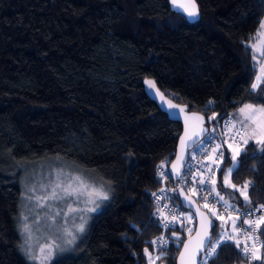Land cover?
Returning a JSON list of instances; mask_svg holds the SVG:
<instances>
[{
  "label": "trees",
  "instance_id": "trees-1",
  "mask_svg": "<svg viewBox=\"0 0 264 264\" xmlns=\"http://www.w3.org/2000/svg\"><path fill=\"white\" fill-rule=\"evenodd\" d=\"M196 4L199 19L190 22L169 0H0V264H35L20 251L21 183L33 165L54 159L87 171L108 199L49 264H147L145 248L160 251L151 245L163 233L152 217V193L182 126L146 95L143 80L200 112L208 127L246 103L261 106L264 96L251 90L258 66L250 47L264 0ZM247 148L230 179L239 187L253 181L255 208L264 204V154L254 143ZM222 150L226 173L231 150ZM215 179L220 195L248 209L239 192L222 187L221 172ZM213 219L215 240L221 229ZM186 237L156 264H175ZM208 264L264 259L248 262L232 244Z\"/></svg>",
  "mask_w": 264,
  "mask_h": 264
},
{
  "label": "snow or ice",
  "instance_id": "snow-or-ice-1",
  "mask_svg": "<svg viewBox=\"0 0 264 264\" xmlns=\"http://www.w3.org/2000/svg\"><path fill=\"white\" fill-rule=\"evenodd\" d=\"M176 3V0H173V4ZM180 8L183 9V12L187 14L190 22H195L199 19V12L196 4V0H188V4L179 5ZM264 21H261L259 24V29L257 30L256 36L252 39H256L258 41L257 44H252L250 47L254 51V53H258L260 57H264ZM253 60L257 61V55H253ZM255 69V65L253 66ZM260 74L256 76V82L251 85V90L255 93L258 89L264 93V88H261V84H264V63L260 64L259 67ZM145 83L149 86L150 89L155 88V82L151 80H146ZM261 106H256L250 103L244 104L240 107L235 114L233 119H230L225 122V133L224 135L229 136L231 143L228 140L223 141V143L228 144V148L231 150V167H228L225 173V170L219 168L217 161L222 162L224 159V152L221 150L222 145L216 144L211 149V155H208V159L212 161V164L209 165H201L202 168H206L209 172L213 174L216 171L221 172L223 175V185L222 187H230L235 191L239 192L240 196L243 198L244 206L248 207L249 211L245 213H241L240 209L236 207L234 204L230 203L229 200H226L220 192L215 188V180H205L200 179L198 183L201 185V191L205 190L208 183L213 185L212 188L207 189L210 193H215L217 198V203L221 205L223 208V213H219L215 208H209L207 204L208 197L204 196L202 199L205 201V207L208 208V211L212 218L215 220L221 221L219 224V228L221 231L216 235L215 240L212 238V231L217 227L214 220L209 218L207 214L200 213L201 222H200V231L196 233V254H204L203 264H207L208 258H213L218 256V249L223 251L225 247H230L232 244H235V247L240 249L241 244L243 243L242 252L245 257H249L253 260H262L264 259V254L260 253V249L264 248V241L259 240L261 235H264V230H262V226H264V215H260L254 219L249 218L253 215L252 201L250 200L248 190L250 187H253V181H245L242 187L237 186L236 184L231 183V175L235 173H239L240 166L245 162L244 159H240V157L247 158L248 156V148L247 146L250 143H254L258 146V150L261 154H264V96L260 97ZM213 101H209L206 107L213 105ZM168 107L171 110H175L179 108V112L182 113L185 111V108L179 107L176 104H172L171 101L168 102ZM179 113L170 112V115H178ZM193 117H196L195 113H192ZM201 122H203V116L197 117ZM216 114L215 112L209 120H215ZM239 125V127H237ZM214 131V130H213ZM201 133H208V130L201 127L200 133H193L189 135L187 130V117H186V130L185 137H181V146L182 148L187 147V142L191 141L193 145H197V152L207 154L209 149L208 145L212 144L213 139L216 137L210 133L204 136V139H198ZM193 137H197L194 139ZM235 144V147L233 146ZM192 159H195V155L191 156ZM177 161L181 166H183L184 156L178 155ZM213 165H217L213 168ZM162 167L161 166H158ZM173 169L176 172V177L178 180H185L188 176V173L192 171V166L188 165V171L185 173H181L176 164H173ZM161 176H169L170 173H160ZM195 182V181H193ZM61 189L64 194V197H76L77 200L81 196L87 195L89 197V202L93 203L95 206L87 209V211H96L98 204H96V200H107L108 195L106 192L96 189L95 187L90 186L87 181L81 177L80 175L70 176L68 178L67 183L59 182L56 183L50 193V195L46 197H37L38 207H46L45 203L41 201L46 199L56 200L63 199L58 195L56 189ZM34 191V189H33ZM163 192L164 190L161 189ZM190 191L195 195L197 190L195 188L190 189ZM155 196V193H152ZM95 197L96 199H92ZM178 198V197H176ZM28 199H32V197H28ZM159 200L160 198L157 197ZM185 201H187V206L191 207L194 201H192L189 197L185 196ZM183 203V202H182ZM165 207H167L165 205ZM78 211V209L73 208L71 205L68 206L67 214ZM199 211V209H197ZM254 211H264V204H261L259 208L254 209ZM235 213V214H234ZM56 215H60L59 212ZM243 216V219H242ZM192 215L184 217L185 220L191 221ZM27 219V217H25ZM54 219V218H53ZM178 220V217L173 215L172 219L164 224V227L170 228L174 225ZM81 223L76 226V230L79 233H83L85 231V223L84 218L81 217ZM240 222V223H238ZM230 223L231 232H229L226 226ZM241 225H246L247 227H242ZM183 227V225H182ZM24 230L29 231V226L27 224L24 225ZM189 233L193 231L192 228L186 229ZM65 234L69 239L64 241L65 245H73L77 239L76 235L71 231L65 229ZM244 234V241L240 239V234ZM175 235V233H174ZM177 241H179V237L177 236ZM252 241L251 246L247 243V241ZM153 243H157L154 241ZM160 251L159 255L155 257V260H161L166 258L167 249V241L161 239L160 240ZM257 244L260 245L257 248ZM184 251L180 254V264H197V262L192 260H185V254L189 250V243H184L183 245ZM45 249L47 252L45 254ZM65 249L59 243H51L44 247H41L40 251L43 255L42 264H46V262L50 261L56 251L63 252ZM145 254L149 256V264H155V261L151 257V254L148 253V249L145 248Z\"/></svg>",
  "mask_w": 264,
  "mask_h": 264
},
{
  "label": "rangeland",
  "instance_id": "rangeland-1",
  "mask_svg": "<svg viewBox=\"0 0 264 264\" xmlns=\"http://www.w3.org/2000/svg\"><path fill=\"white\" fill-rule=\"evenodd\" d=\"M259 74L258 67L256 76ZM256 76L253 83L256 82ZM76 175L83 177L90 186L106 192L100 185L91 181V177L87 171L85 172L63 159L48 160L40 165H33L22 179V190L17 217L20 251L28 260L35 264H42L44 254L41 253L40 249L48 244L54 242L59 243L65 249L63 251L65 252L70 245H65L64 241L70 237L66 236L64 230L67 229L78 237L80 233L77 232L76 226L82 222L81 217L84 218V221H87L89 215L93 213L92 211H87V209L95 206L89 202L87 195L81 196L79 200L74 196L64 197L63 192L59 188L56 191L59 196L64 197L63 199H46L41 201L47 205L46 207L37 206V197L50 195L56 183H67L70 176ZM28 197H32V199H28ZM92 199L96 198L92 197ZM102 201L96 200V204L99 205L96 211L100 208ZM69 205L78 209V211L65 215ZM57 212L60 215H56ZM25 224L29 226V231L27 232L24 230ZM46 252L47 249H45V254ZM63 252L56 251L52 259ZM148 253L151 254L156 264L157 260H155V257L159 255V252L154 251L153 253ZM50 261L46 262V264H49ZM147 264H149V256Z\"/></svg>",
  "mask_w": 264,
  "mask_h": 264
},
{
  "label": "built area",
  "instance_id": "built-area-1",
  "mask_svg": "<svg viewBox=\"0 0 264 264\" xmlns=\"http://www.w3.org/2000/svg\"><path fill=\"white\" fill-rule=\"evenodd\" d=\"M233 119L232 118V113H228L220 122L215 123L213 125H211L210 127H208V133L214 135L216 138L213 139L212 144L208 145V153H200L197 152V145H194V147H192L189 150L188 153V157L187 160L185 162V165L183 167V170L181 173H185L188 171V165L192 166V171L190 173H188V176L185 180H173L171 177V179L173 180L172 182H168V178L169 176H161L160 173H169L167 170V167H159L158 168V178L160 180V186L159 188L155 191V196L152 197V217L159 223L160 228L163 230V233L155 236L152 240H151V245L154 249H158L160 250V240H166L167 241V247L170 243H176L179 244L180 241L185 237L190 235L195 228V218L194 215L192 214L191 211L181 207L177 201H176V197H178V188L183 187L187 193H189L190 195H192L196 201L199 203V205L205 209L208 213V208H206L205 205V201L202 199V197L207 196L208 200H207V204L209 208H215L219 213H223V208L221 207V205L219 203H217V198L215 196V193H210L207 189H210L213 187V185L211 183H208L205 190L201 191V185L198 183V181L200 179H205L208 181L211 180H215V173L213 174L212 172H209L206 168H202L201 165H209L212 164V161L208 159V155H211V149L214 145L216 144H221L222 147L225 145L228 147V144L223 143V141L228 140L231 143V140L229 138V136L224 135L225 133V122ZM237 127H239V125H237ZM214 130V131H213ZM206 133V134H208ZM205 134V135H206ZM204 139V137L202 138ZM201 139V140H202ZM233 146L235 147V144H233ZM222 150V148H221ZM223 151V150H222ZM195 155V159H192L191 156ZM217 164H220V161H217ZM217 165H213V168H215ZM195 181V182H193ZM195 188L197 190L196 194L194 195L190 189ZM161 189H163L164 191L162 192ZM157 197H159L160 199L158 200ZM165 205L167 207H165ZM259 208L255 207L253 208V215L249 218H256L260 215H264V211H254V209ZM241 213H245L248 212L249 209H243V208H239ZM189 214L192 215V220L191 221H187L184 219V217L188 216ZM210 214V213H209ZM235 214V213H234ZM175 215L178 217L177 222L172 225L170 228H166L164 227V224L167 223L168 221H170L172 219V216ZM243 219V216H242ZM221 223V221H220ZM240 223V222H238ZM183 225V227H182ZM242 227H247L246 225H241ZM187 228H192L193 231L191 233H189L186 229ZM227 230L229 232H231V225L230 223L226 226ZM168 231H170L169 233H167ZM175 233V235H174ZM177 236L179 237V241H177ZM240 239L242 241H244L245 237L244 234L241 233L240 234ZM259 240L262 241L261 236L259 237ZM154 241H156L157 243H153ZM247 243L249 244V246H251L252 241H247ZM260 245L257 244V248H259ZM242 248H243V243L241 244V248H240V252L242 257L247 260L248 262L252 261L253 259L249 258V257H245L243 252H242ZM261 254V249H260V253ZM203 259H204V254L202 253L199 257V263L198 264H203ZM210 258H208L207 260V264Z\"/></svg>",
  "mask_w": 264,
  "mask_h": 264
},
{
  "label": "water",
  "instance_id": "water-1",
  "mask_svg": "<svg viewBox=\"0 0 264 264\" xmlns=\"http://www.w3.org/2000/svg\"><path fill=\"white\" fill-rule=\"evenodd\" d=\"M169 3H170V7L173 10L181 12L187 17V14L185 12H183V9L180 8L179 5H181V4L187 5L188 0H176L175 4H173V0H169ZM187 19L189 20L188 17H187ZM146 80L154 81L152 78H145L143 80V87H144V91H145L146 95L157 105V107L161 111L166 113L171 120L180 122L181 126H182L181 132H180L178 139H177L174 156L167 166V170L170 173V177L173 180H176L177 177H176V172L173 169V164H176L177 167L179 168L180 172H182L183 167H184L185 162H186L187 157H188L189 150L192 147H194V145L191 143V141L187 142V147L182 148V146H181V137H185L186 117H187V130H188L189 135H192L193 133H200L201 127L208 130V125L206 123L205 117L200 112L189 110L188 106L186 104L176 103L175 101L170 99L168 96H166L158 88L156 83H155V88L150 89L149 86L145 83ZM169 101H171L172 104H176L179 107L185 108V111L180 113L179 108H177L175 110L169 109V107H168ZM173 111L176 113H179V114L178 115H170V112H173ZM192 113H195L196 117H193ZM199 116H203V118H204L203 122H201L197 118ZM205 134L206 133H201L200 136L198 137V139H202L205 136ZM193 138L196 139L197 137H193ZM178 155L184 156L183 166H181L179 164V162L177 161ZM185 196L189 197L192 201H194V203L192 204L191 207L187 206V201H185V199H184ZM178 199H179L181 206L183 208L191 211L192 214L194 215L195 228H194V231L182 241L181 246H180L179 251H178L177 256H176L175 264H180V254H181V252L184 251V247H183L184 243H189V250L185 254V260L188 261V260L194 259L198 264L199 263V257L202 254V253L201 254L195 253V250H196V233H197V231L201 230V228H200V222H201L200 213L207 214L209 216V218H211V219H213V218L210 216V214L205 209H203L199 205V203L196 201V199L192 195H190L189 193L186 192V190L183 187L178 188ZM197 209H199V211H197ZM158 264H169V263H167L165 261H160Z\"/></svg>",
  "mask_w": 264,
  "mask_h": 264
},
{
  "label": "crops",
  "instance_id": "crops-1",
  "mask_svg": "<svg viewBox=\"0 0 264 264\" xmlns=\"http://www.w3.org/2000/svg\"><path fill=\"white\" fill-rule=\"evenodd\" d=\"M262 21H264V17H263ZM261 39H264V37H262ZM257 43H258V41L255 39L254 41H252V42L250 43V45H252V44H257ZM251 49H252V48H251ZM252 52H253L254 55H257V61H256V62H257V66L260 67V64H261V63H264V57H260L259 54H258V53H254L253 50H252ZM257 71H258V70H257ZM242 106H243V105H242ZM240 107H241V106H240ZM240 107H239V108H240ZM239 108H238V109H239ZM238 109H237V110H238ZM237 110H236V111H237ZM236 111H235L234 113H232V118L235 117Z\"/></svg>",
  "mask_w": 264,
  "mask_h": 264
}]
</instances>
